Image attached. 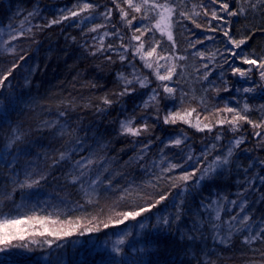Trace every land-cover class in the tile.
Wrapping results in <instances>:
<instances>
[{"label": "trees", "instance_id": "trees-1", "mask_svg": "<svg viewBox=\"0 0 264 264\" xmlns=\"http://www.w3.org/2000/svg\"><path fill=\"white\" fill-rule=\"evenodd\" d=\"M83 2L0 0V74L11 72L0 84V222L26 218L21 223L26 231L44 233L12 243L10 251L0 253L2 264H264V242H244L264 229V146L255 147L254 135H263L264 128L239 121L234 131L232 124L219 123L236 114L225 107L262 123L264 80L259 70L225 52L232 45L221 31H208L211 17L205 11L219 5L176 0L173 50L166 34L155 29L158 15L148 5L136 12L126 0H90L95 7L80 12ZM141 2L132 0L133 6ZM158 2L172 6L171 0ZM228 3L238 11L228 17L230 35L250 37L241 46L243 55L264 56V5ZM73 10L79 15L71 16ZM145 16L152 31L141 37L142 51L154 45L150 37L161 41L152 59L165 65L160 74L177 65L173 80L161 83L173 86V94L164 93L156 77L138 68L140 59L120 47L133 35L126 20L136 17L135 25ZM117 29L123 41L113 35ZM197 38L203 43L190 48ZM169 53L171 60L159 59ZM236 66L253 71L233 75ZM137 77L147 78L144 86ZM125 87L129 91L120 95ZM245 87L253 91L245 93ZM173 109L188 123L178 118L165 124ZM128 121L139 135L122 133L121 123ZM196 121L208 128L200 131ZM236 139H242L238 148ZM225 158L228 163H222ZM171 164L181 166L164 171ZM193 172L186 182L178 178ZM140 207L149 210L135 221L117 223L118 213ZM244 215L248 219L241 223ZM48 229L60 234L49 235ZM67 231L73 234L64 236ZM120 239L124 244H117Z\"/></svg>", "mask_w": 264, "mask_h": 264}, {"label": "snow or ice", "instance_id": "snow-or-ice-1", "mask_svg": "<svg viewBox=\"0 0 264 264\" xmlns=\"http://www.w3.org/2000/svg\"><path fill=\"white\" fill-rule=\"evenodd\" d=\"M113 2L115 3L116 0H113ZM126 2L128 3L129 7H134V10L136 12H140L141 11V7L148 5L151 9L156 10L157 15H158V19L154 25L155 29L158 30L161 35H165L167 36V40L170 41L172 43V49L174 50L176 48V42L173 39V34H172V27L173 24L175 22L178 21H173V14L175 12L176 7H178L179 5L176 3V0H171V4L172 6H170L169 3H159L158 0H142L141 4H137L135 6H133L132 4V0H126ZM259 2L261 3V5H264V0H259ZM211 5L215 6V5H219L218 8L213 7L210 11V13L206 10L205 11V15L208 16L210 15L211 19L209 21H207V23L209 24V28L208 31L210 32H217V31H221L223 36L227 38L228 43L232 45V48H225V52L229 53L232 57H234L236 60H238L240 63H242L243 65H251L253 66V68L259 70V75L261 80H264V56H260V57H256L255 54H251V55H243V49H242V45H244L248 39H250L249 36L240 38V39H235L233 38L232 35H230V27H231V21H229L228 17H234L238 15V11L237 10H230L229 9V3L228 0H210ZM117 7H119V4L116 5ZM95 5H93L90 0H84L83 2V6L80 8V12L86 11L88 9H92L94 8ZM204 7L207 9V4L204 5ZM253 7L255 8V5H253ZM64 11H68V9H65ZM111 9H109L104 15L105 18H109L111 16ZM121 13H122V18L123 17H127V13L124 12V10L121 8L120 9ZM225 13L226 15H219L218 13ZM71 16H78L79 12L73 10L69 13ZM179 17H186L185 12L183 11H179L178 13ZM68 16H64V19H67ZM148 19L147 16L141 18L139 23H136L135 25L133 24V22L136 20V17H132L131 19L126 20L127 25L129 26V30L133 32V35L131 37H129V44L127 46H125L123 44V42L121 43L120 47L122 49H124V53H126L128 51V48H132L133 51V56H135L136 53H140V59L142 61H144V66L148 69H153L154 64H153V57L154 55L157 53V47H159L161 41L159 39H156L155 36L150 37L149 39L152 40L154 42V45H150L149 49L146 51H142L145 48V43L141 41V37L144 36L146 33L151 32L152 31V27H149L146 23H144V20ZM211 21H219L220 23H217L215 26H212ZM58 20H53L51 23H58ZM195 23V21H193ZM97 27H102V25H98ZM196 27L197 28H201L202 25L200 23H196ZM96 29L93 28L92 31H95ZM136 33H140V35H136ZM105 35H107V33H105ZM113 35H118L121 39V41H123L124 37L122 35H120L119 33V29H117V32L113 33ZM12 39L15 40L16 36L13 35ZM206 39H214V37H206ZM131 41H136L138 42V46L131 44ZM203 43V40L200 38H197L195 41H190L189 42V47L195 49L197 44ZM109 49H112L113 46L111 44L108 45ZM124 53H120V59L123 61L125 59H127V56ZM195 55L203 58L204 57V53L197 50L195 52ZM110 58V57H109ZM21 59H23V57H21ZM159 59L160 60H171L172 56L171 53H169V55L165 56V55H159ZM178 59H185V57L180 56L178 57ZM225 61L227 62V57L225 58ZM259 61V62H258ZM156 66H155V74L157 76V78L160 81H172L173 80V75L177 74L176 73V69H177V65L176 64H171L170 66H168L166 68L165 74H160L159 72V68L161 67H165V65H161L158 63V61L155 62ZM203 67L207 68L208 65L204 64ZM253 68H247V69H243L239 66L236 67H232V74L236 75L239 74V76L241 77H246L247 73H250L253 71ZM11 72L9 71L7 75H10ZM7 75H3L0 74V84H3L5 80H7ZM208 74L205 73L204 74V78L207 79ZM137 79H139V77H137ZM146 77L143 80H140L141 86H144L145 81H146ZM132 81L130 80H126L125 84H131ZM160 87L163 88V92L164 93H168V94H173L175 92V88L173 86H170V84H162L160 85ZM226 91L228 89H225ZM129 89L127 87H125L124 91L120 93V95H124L126 92H128ZM155 92V90H153ZM243 91L245 93L247 92H251L253 91V88L251 87H245L243 88ZM153 99H155V95L152 97ZM105 103H110L109 100L105 99L104 100ZM245 109H247V105H245ZM194 111V109H193ZM218 112L220 111L219 109L217 110ZM224 112L227 113H236L231 119L229 120H221L219 121L220 124H223L225 122L232 124L233 130L236 131L238 130L235 125L237 122L239 121H244L248 124H250L254 129H261L264 128V122L262 123H256L254 121H252L249 117H247L246 115H241L238 111V109L233 108V107H225L223 109ZM186 116H190L191 112H186L185 113ZM159 118V117H157ZM182 119L184 120V117L181 116V113L179 111L176 110H172L171 112H169L168 114H166L163 118L164 123L168 124V123H176L177 119ZM185 123H188L187 120H184ZM132 121H128L127 123L122 122L121 123V129H122V133H130L131 135H139L140 134V130L139 129H134L132 127ZM147 127V125H145V128ZM204 128H208V125H204ZM204 128H199L200 131H203ZM211 129L209 128V131ZM254 135L256 137H260L261 140H264V135L261 134L260 131H257L254 133ZM219 139V137H217ZM181 139H176L174 141V143L176 145L181 144ZM242 143V139H236L234 141V145L235 147H239L240 144ZM213 147H215V145H213ZM233 153V149L229 148L228 149V156H231ZM63 158V155H62ZM189 160L192 159V156L189 155L187 157ZM79 161H77V166H79ZM222 163H228V160L225 158ZM181 165H177V164H171L169 165V168L164 169V171H169L171 169H175L177 167H180ZM191 175H194L193 173H186L184 175L179 176L178 178L180 180L183 181H188L191 177ZM203 177H201L202 179ZM38 183V181H37ZM25 185L21 184V187H24ZM29 187H31L32 185L29 184ZM165 199L164 196L160 197V200ZM156 203H159V200L156 201ZM235 203V202H233ZM151 207H155V204H152ZM149 208L148 207H140L139 210H133V211H123L118 213L119 216L122 217V219H119L117 221L118 224H123L125 223V221H128L129 219L135 221L137 220L138 217H140L142 215L143 212L148 211ZM241 211H243V207H241ZM3 213H0V216H2ZM26 218H21V217H7L5 219L2 220V222H0V253L3 252H8L11 250V247L14 246L12 245L13 241L19 240V241H23L24 240V236L20 234V232H14L12 229H14L17 225H20L21 223L24 222ZM233 220H236L237 217H233ZM241 223H243L244 221H246L248 219L247 215H244L242 217L239 218ZM164 223H168L167 220L164 221ZM108 225L105 224V228H107ZM141 227H143V225L141 224ZM21 231H26L24 229H22ZM89 233H91L93 231V229H88L87 230ZM32 235H44L43 232L40 233H31ZM49 235H56L55 232H49ZM73 233L72 231H67V232H63L64 236H71ZM85 233L83 231L80 232V235H84ZM261 241L264 242V229H261L260 232L249 236H246L244 239L245 243H249L252 241ZM47 243H49V246H51V241H48ZM117 244H124V240L120 239L117 241ZM27 245H19V247H26ZM57 247H59V245H57ZM120 249L118 248H113L112 252L115 253L116 255L120 254ZM0 264H2V261H0ZM113 264H123V261H113Z\"/></svg>", "mask_w": 264, "mask_h": 264}, {"label": "rangeland", "instance_id": "rangeland-1", "mask_svg": "<svg viewBox=\"0 0 264 264\" xmlns=\"http://www.w3.org/2000/svg\"><path fill=\"white\" fill-rule=\"evenodd\" d=\"M129 44V42L126 44V46ZM131 44H133V45H136V46H138L137 45V43L135 42V41H131ZM128 51H130L131 52V54L133 55V49L132 48H128ZM140 53H136L135 54V56H133V57H137V58H139L140 59ZM153 64H154V62H153ZM155 64H154V67H153V69H148V68H146L145 66H144V61H142L141 59H140V64H139V66H138V68H141V69H143L146 73V75H153L154 77H156V82H158L159 84L158 85H162L161 83H162V81H160L158 78H157V76H156V74H155V71H154V69H155ZM160 72V71H159ZM139 81L140 80H143V78H140V79H138ZM141 84V83H140ZM145 85V84H144ZM189 118L191 119V115L189 116ZM192 120V119H191ZM196 120V119H195ZM195 120H192V121H195ZM264 122V121H263ZM194 125H195V127H197V128H200L201 127V124L198 122V121H196V123H194ZM256 132V131H255ZM261 132V131H260ZM264 135V134H263ZM256 139V142H255V144H256V146L255 147H260V146H264V140H261V138H259V137H256L255 138ZM220 140L218 139L217 140V142H219ZM212 145V143H208L207 145H205L204 146V148H208L209 146H211ZM263 150H264V148H262ZM40 223V222H39ZM29 225H32V224H37V223H28ZM25 224H20V225H17L14 229H12L14 232H20V234L21 235H23L24 236V240H26V239H28L30 236H32V234L31 233H34V231H21L22 229H24L25 230ZM49 232H54V230H52V229H48L47 231H46V233H49ZM58 232V231H57ZM60 233H56V235H59ZM15 242H20L19 240H16V241H13L12 243H15Z\"/></svg>", "mask_w": 264, "mask_h": 264}]
</instances>
